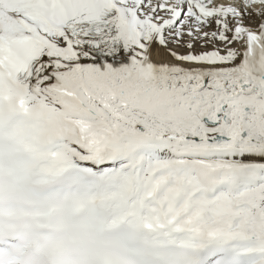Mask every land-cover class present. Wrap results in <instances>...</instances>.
<instances>
[{"label":"snow or ice","instance_id":"obj_1","mask_svg":"<svg viewBox=\"0 0 264 264\" xmlns=\"http://www.w3.org/2000/svg\"><path fill=\"white\" fill-rule=\"evenodd\" d=\"M0 264H264V0H0Z\"/></svg>","mask_w":264,"mask_h":264}]
</instances>
